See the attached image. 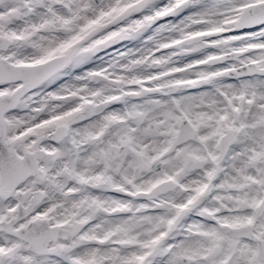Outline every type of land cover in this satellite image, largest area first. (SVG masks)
Returning <instances> with one entry per match:
<instances>
[{
  "label": "snow or ice",
  "instance_id": "1",
  "mask_svg": "<svg viewBox=\"0 0 264 264\" xmlns=\"http://www.w3.org/2000/svg\"><path fill=\"white\" fill-rule=\"evenodd\" d=\"M0 264H264V0H0Z\"/></svg>",
  "mask_w": 264,
  "mask_h": 264
}]
</instances>
